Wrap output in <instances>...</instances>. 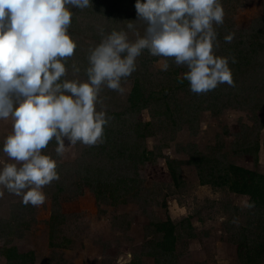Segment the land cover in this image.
I'll return each instance as SVG.
<instances>
[{"label":"rangeland","instance_id":"obj_1","mask_svg":"<svg viewBox=\"0 0 264 264\" xmlns=\"http://www.w3.org/2000/svg\"><path fill=\"white\" fill-rule=\"evenodd\" d=\"M110 2L91 0V7L73 9L76 20L69 33L78 47L68 61L69 78L73 61L81 72L87 66L88 48L100 41L99 28L125 29L132 22L135 30L144 34L146 25L136 15L135 0L126 6L120 1L116 6ZM221 4L225 18L216 29V53L229 57L234 86L221 84L207 93L195 94L183 79L186 68L168 59L169 68L162 71L165 58H154L145 51L137 59V70L122 81L123 92L107 88L101 92L108 115L125 109L136 77L143 78L147 90L154 91L155 99L147 108L126 117L128 124L148 122L152 134L143 141L151 153L137 176H132L131 160L118 165L116 173L127 171L134 178L125 180L128 192L120 198L123 201L117 206L97 204L85 184L90 174L86 170L91 159L89 146L66 142L61 157L56 155L53 141L43 151L57 161L59 179L43 188V205H24L20 197L0 189V246L31 253L32 264H129L134 254L141 255V264H156L153 256L144 255L150 238L145 226L151 220L180 222L188 217L194 236L183 233L177 240L175 256L165 264H240L232 239L238 238L235 233L240 226L252 221L255 209L250 208L248 195L217 184L219 175L215 172L213 178L208 173L212 160H216L264 174V0H221ZM258 29L262 34L256 35ZM229 33L235 34L234 39L225 43L223 37ZM129 36L135 38L132 32ZM81 72L79 77L85 79ZM10 132L11 121H0V145ZM193 157L209 160L202 165L204 171L191 161ZM97 160L100 165L108 161L103 156ZM168 160L175 161L177 179L169 173ZM7 161L0 152V163ZM250 225L253 232L259 231ZM0 264H7L1 254Z\"/></svg>","mask_w":264,"mask_h":264},{"label":"clouds","instance_id":"obj_2","mask_svg":"<svg viewBox=\"0 0 264 264\" xmlns=\"http://www.w3.org/2000/svg\"><path fill=\"white\" fill-rule=\"evenodd\" d=\"M89 7L91 0H0V121H11L0 145L8 158L0 163V189L24 205H43V188L59 179L57 161L43 151L51 142L61 157L66 142H103L109 117L101 92H123L122 81L137 70L145 51L165 58L162 71L168 59L186 68L183 79L195 94L234 86L229 57L216 53V29L225 18L221 0H135L144 34L132 22L125 29L99 28V43L88 48L85 79L75 61L69 78L68 61L78 47L69 33L73 9ZM234 35H225L224 42Z\"/></svg>","mask_w":264,"mask_h":264},{"label":"trees","instance_id":"obj_3","mask_svg":"<svg viewBox=\"0 0 264 264\" xmlns=\"http://www.w3.org/2000/svg\"><path fill=\"white\" fill-rule=\"evenodd\" d=\"M113 1L111 0L108 4L116 6L115 2L120 1V4H125L126 6L127 2H129V0ZM75 20L74 13L71 26H74ZM261 23L264 25V17H262ZM254 32L259 35L263 31L258 29ZM244 62L247 63L248 59H245ZM180 81L185 83L184 80ZM153 93L154 91L147 90L143 78L136 77L126 99L125 109L119 112H108L109 122L104 129L103 142L89 146L91 159L86 170L90 174L87 176L88 181L85 184L94 193L95 200L100 207L104 204L117 206L119 202L123 201H120V198L128 192L126 190L127 181L125 180L131 181L134 179L129 176L130 174L127 171L126 173H121L122 171L120 170V174L116 173L119 170V164L123 161L131 160L133 163L132 176H137L139 171L142 170L145 160H148V155L151 152L147 151L143 141L152 134L148 131L149 123L138 121L134 124H128L126 117L147 108L149 102L155 99V96L152 95ZM122 120L124 124L119 125L118 121ZM257 153L258 143H256L254 148L255 162H258ZM98 156L106 157L107 163L100 165L101 161L97 160ZM191 161L197 162L200 172L206 168L202 165L209 163V160L203 157H193ZM174 162V160H168L167 166L172 178L177 179L178 174ZM218 163V161L212 160L208 174L214 178L216 172L220 180L217 184L227 185L232 192L248 195L250 208L255 209L252 221L247 222V226H240L238 228L239 231L237 229L238 232L236 231L235 233L238 238L232 239L237 246L238 261L240 264H264V242L262 241L264 237V174L232 163L224 165ZM114 174L116 176L111 177ZM123 182V186L120 187ZM205 182H209L208 179ZM250 224L261 231L262 235L255 236L254 233L258 234L259 231H257L258 233L253 232ZM183 233H186L188 237L194 236L188 217L180 222H174L170 219L166 221L151 220L145 226V234L150 236V238L147 241V251L144 252V255L153 256L156 259V264L170 262L173 259L172 257L175 256L177 240L184 236ZM0 254L6 258L7 264H32L31 253H18L14 247L2 245L0 246ZM139 256L141 255L134 254L135 259L129 264H141Z\"/></svg>","mask_w":264,"mask_h":264}]
</instances>
